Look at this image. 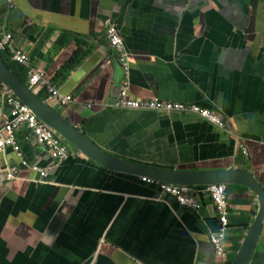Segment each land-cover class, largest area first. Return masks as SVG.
<instances>
[{"label": "crops", "instance_id": "obj_1", "mask_svg": "<svg viewBox=\"0 0 264 264\" xmlns=\"http://www.w3.org/2000/svg\"><path fill=\"white\" fill-rule=\"evenodd\" d=\"M108 20L128 53L129 97L199 105L224 129L188 112L118 107L124 71ZM3 31L72 100L33 90L109 155L194 175L244 172L264 189V0H0ZM0 56L29 85L28 67L10 50ZM11 112L0 87L1 129ZM28 134L16 132L22 156L0 152V264H217L209 196H198L197 211L182 207L142 181L149 175L110 170L69 143L70 157L54 166L49 148ZM32 164L52 167L50 175ZM8 166L20 168L17 178ZM225 186L232 264L259 203L248 188ZM249 264H264V222Z\"/></svg>", "mask_w": 264, "mask_h": 264}, {"label": "built area", "instance_id": "obj_2", "mask_svg": "<svg viewBox=\"0 0 264 264\" xmlns=\"http://www.w3.org/2000/svg\"><path fill=\"white\" fill-rule=\"evenodd\" d=\"M12 2V0H6ZM106 25V37L110 46L119 56L120 62L124 71L123 82L120 86L119 97L116 105L120 108H130L139 110H151L161 112H188L197 115L204 120L211 122L215 127L224 129V123L215 112L201 107L196 104H186L182 102H174L154 98L152 100L140 101L128 96L129 92V61L128 53L125 48L123 37L114 23L108 20ZM14 36L10 32L3 31L0 33V50H10L13 55V60L28 67L29 72V86L32 89L45 88L51 99L59 101L66 105L72 100L70 95H62L59 84L48 77L46 71L42 68L34 67L31 64V56L29 52L17 48L13 45ZM0 87H2L3 95L6 102L11 106V119L4 128H0V152H4L11 147L16 150L21 156V148L17 141L16 132L25 126L29 134H33L37 141L49 148L52 158L54 159V166H62L64 162L70 157L71 152L68 147V142L61 134L56 132L48 123L42 120L33 110L20 99L1 79ZM26 137V138H27ZM243 154H247L243 145H238ZM24 164H28L23 161ZM31 168L40 173L42 178L50 175L52 167H42L37 164H32ZM20 168L18 166H8L6 168L9 179L18 177ZM142 181L155 184L157 183L162 192L173 196L180 206L190 208L197 211L201 208L198 201L199 195H207L212 201L219 220V231L215 234L209 235V242L212 245L217 260V264H230V257L225 248V240L228 234V215L229 202L227 190L225 185H211L206 187H187L185 185H172L163 182H156L155 180L143 177Z\"/></svg>", "mask_w": 264, "mask_h": 264}, {"label": "water", "instance_id": "obj_3", "mask_svg": "<svg viewBox=\"0 0 264 264\" xmlns=\"http://www.w3.org/2000/svg\"><path fill=\"white\" fill-rule=\"evenodd\" d=\"M0 77L20 99H22L33 110V112L38 115V117L48 123L56 132L61 134L69 144L78 148L92 161L110 170L126 172L128 174L145 173L155 181L172 185H185L187 187L234 184L248 188L257 198L259 211L232 264H249L258 243L264 222V189L251 175L237 171L222 174L213 173L211 175H194L187 172L165 171L155 167L150 168L139 166L130 162L122 161L109 155L106 151L100 148L75 125L64 118L56 108L30 88L29 85L21 81L17 75L14 74L12 69L2 60L1 56Z\"/></svg>", "mask_w": 264, "mask_h": 264}, {"label": "trees", "instance_id": "obj_4", "mask_svg": "<svg viewBox=\"0 0 264 264\" xmlns=\"http://www.w3.org/2000/svg\"><path fill=\"white\" fill-rule=\"evenodd\" d=\"M74 64H75V62H71V63H70V66L72 67Z\"/></svg>", "mask_w": 264, "mask_h": 264}, {"label": "bare ground", "instance_id": "obj_5", "mask_svg": "<svg viewBox=\"0 0 264 264\" xmlns=\"http://www.w3.org/2000/svg\"><path fill=\"white\" fill-rule=\"evenodd\" d=\"M9 76V75H8Z\"/></svg>", "mask_w": 264, "mask_h": 264}]
</instances>
